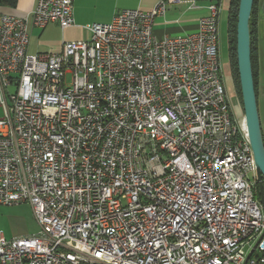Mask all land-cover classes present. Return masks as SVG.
I'll return each mask as SVG.
<instances>
[{
    "label": "built area",
    "instance_id": "1",
    "mask_svg": "<svg viewBox=\"0 0 264 264\" xmlns=\"http://www.w3.org/2000/svg\"><path fill=\"white\" fill-rule=\"evenodd\" d=\"M216 1L122 11L39 55L27 16H0V205L28 204L39 228L0 235V264H264V183L261 205ZM73 2L36 0L31 25L73 27ZM198 2L195 32L154 37L155 17Z\"/></svg>",
    "mask_w": 264,
    "mask_h": 264
},
{
    "label": "crops",
    "instance_id": "2",
    "mask_svg": "<svg viewBox=\"0 0 264 264\" xmlns=\"http://www.w3.org/2000/svg\"><path fill=\"white\" fill-rule=\"evenodd\" d=\"M160 0H74L72 16L73 27L61 30L56 24H49L43 29L31 25L30 12L36 0H17L13 9L1 8L0 16H27L29 42L26 49L29 55L59 53L65 42H77L88 38L87 28L92 24H107L118 13L128 10H150ZM261 2L257 10L254 26V56L256 65V102L260 127L264 138V12ZM206 3L198 2L197 8L187 10L184 6L169 7L164 16L153 19L152 33L156 39L164 36L175 37L196 31L198 13L205 11ZM207 11V10H206ZM32 236V235H31ZM24 238L13 236L12 239ZM5 239V238H4ZM7 240V239H6ZM11 240V239H9Z\"/></svg>",
    "mask_w": 264,
    "mask_h": 264
},
{
    "label": "water",
    "instance_id": "3",
    "mask_svg": "<svg viewBox=\"0 0 264 264\" xmlns=\"http://www.w3.org/2000/svg\"><path fill=\"white\" fill-rule=\"evenodd\" d=\"M254 0H239L236 21V66L241 94L243 123L247 141L251 148V154L256 169V181L260 203L262 199V185L264 183V138L260 127L257 100L254 91L250 60V32L249 19ZM264 12V0L261 2V10ZM250 256V255H249ZM248 257V256H247ZM249 258V257H248ZM247 258V259H248Z\"/></svg>",
    "mask_w": 264,
    "mask_h": 264
},
{
    "label": "rangeland",
    "instance_id": "4",
    "mask_svg": "<svg viewBox=\"0 0 264 264\" xmlns=\"http://www.w3.org/2000/svg\"><path fill=\"white\" fill-rule=\"evenodd\" d=\"M216 3L219 5L218 15V52H219V65H221L222 74L224 77L229 103L235 116L239 120H243L242 106L237 94L231 72L229 71L228 61V3L229 0H218ZM208 11L198 13L200 17L207 16ZM230 72V73H229ZM2 110L0 109V117ZM39 228L33 217L31 208L28 204H19L13 206L0 205V235L9 240L13 236L28 237L37 234Z\"/></svg>",
    "mask_w": 264,
    "mask_h": 264
},
{
    "label": "trees",
    "instance_id": "5",
    "mask_svg": "<svg viewBox=\"0 0 264 264\" xmlns=\"http://www.w3.org/2000/svg\"><path fill=\"white\" fill-rule=\"evenodd\" d=\"M17 0H0V7L1 8H9L13 9L16 6ZM238 3L239 0H229L228 3V21H227V39H228V61H229V71L232 74L237 94L242 106L241 102V94H240V87H239V81H238V74H237V66H236V54H235V49H236V21H237V10H238ZM259 3L260 0H254L252 9H251V15L249 19V32H250V60H251V69H252V78H253V84H254V91L255 95H257L256 91V65H255V56H254V24L256 21V16H257V10L259 9ZM229 72V73H230ZM264 140V139H263Z\"/></svg>",
    "mask_w": 264,
    "mask_h": 264
}]
</instances>
